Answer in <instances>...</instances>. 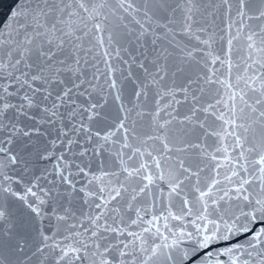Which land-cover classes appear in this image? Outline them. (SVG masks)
Returning <instances> with one entry per match:
<instances>
[{
  "label": "snow or ice",
  "instance_id": "snow-or-ice-1",
  "mask_svg": "<svg viewBox=\"0 0 264 264\" xmlns=\"http://www.w3.org/2000/svg\"><path fill=\"white\" fill-rule=\"evenodd\" d=\"M0 264H264V0H16Z\"/></svg>",
  "mask_w": 264,
  "mask_h": 264
},
{
  "label": "water",
  "instance_id": "water-1",
  "mask_svg": "<svg viewBox=\"0 0 264 264\" xmlns=\"http://www.w3.org/2000/svg\"><path fill=\"white\" fill-rule=\"evenodd\" d=\"M16 0H0V23L3 22L4 15L10 10ZM4 14V15H3Z\"/></svg>",
  "mask_w": 264,
  "mask_h": 264
}]
</instances>
